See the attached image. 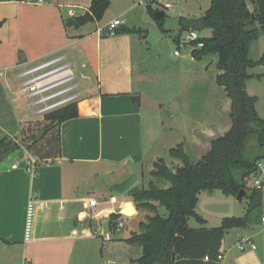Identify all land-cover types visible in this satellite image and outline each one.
I'll use <instances>...</instances> for the list:
<instances>
[{
    "label": "crops",
    "instance_id": "obj_1",
    "mask_svg": "<svg viewBox=\"0 0 264 264\" xmlns=\"http://www.w3.org/2000/svg\"><path fill=\"white\" fill-rule=\"evenodd\" d=\"M41 1L0 0V140L8 137L20 143L35 134L33 123L42 116L29 106L18 74L48 58L62 57L80 82L78 117L53 132L58 141L51 142L48 152L39 154L44 155L43 159L23 147L21 154L15 152L2 159L0 264H70L76 242L95 239L86 229L100 226L102 219L107 225L111 214L119 215V231L124 233L114 239L116 245L108 246L109 250L118 246L124 252L117 261H106L105 256L103 264H137L141 250L125 240L132 233H140L139 223H145L153 213L137 209L127 192L119 194L110 188L133 175L131 167L145 161L143 93L137 83L148 79L136 70L137 64L149 60L148 51L141 59L142 46L147 44L148 30L159 27L158 22H147L146 29L135 26L126 18L135 5H128L114 18L124 20L115 32L136 29L146 32L145 38L141 34L110 35L106 26L114 19L101 26L105 15L100 22L66 27L68 20L87 12L90 0ZM147 1L145 12L148 6L163 12L157 7L162 6L160 0ZM206 10L198 14L181 10L170 17L196 19ZM134 57H140L141 62L137 63ZM196 73L198 68L189 71L192 76ZM32 161L35 167L29 173L27 163ZM93 195L103 202L90 207L88 200H93ZM31 202L34 217L27 234V207ZM261 206L264 208V189ZM262 219L264 216L259 220L262 228L258 232L249 231L251 223L244 229H232L235 231L230 237L229 232L225 234L220 249L223 260L219 264H264ZM81 229L85 230L83 234ZM227 238L231 240L228 242ZM243 240L250 243L239 251L237 243Z\"/></svg>",
    "mask_w": 264,
    "mask_h": 264
},
{
    "label": "trees",
    "instance_id": "obj_2",
    "mask_svg": "<svg viewBox=\"0 0 264 264\" xmlns=\"http://www.w3.org/2000/svg\"><path fill=\"white\" fill-rule=\"evenodd\" d=\"M108 8L109 0H90L87 12L68 20L66 27L79 28L100 22ZM146 12L152 17L156 11L148 6ZM201 19L210 36L198 40L203 47L193 49L191 56L199 61L207 55H216L218 74L215 82L223 89L228 101V110L224 111L228 129L222 131L213 127V132L218 134L214 133L217 136L211 137L208 149L198 155L196 162L190 160L183 144H178L168 151L170 158L178 160L177 164L170 168L163 159H159L153 164L150 171L153 180L147 187H132L127 191L137 209L153 213L145 223H139L140 233H132L125 240L141 250L137 264H219L217 256L225 234L232 229L247 228L252 223L250 212L261 206V191L251 190L246 215L223 218L220 226L212 229L205 228V220L195 212L201 192L220 191L227 197H236L240 191L244 192L245 182L254 173L256 162L264 158V119L256 111L257 97L247 94L245 88L246 81L254 77L247 71L256 66L264 68V53L258 61L249 57L251 44L264 37V0H209ZM157 24L161 26V22ZM186 30L180 28L179 33ZM116 33L141 34L144 38L146 34L125 28ZM174 42L179 46V35ZM263 75L255 77L260 79ZM42 117L46 126L40 130L39 136L32 134L26 139L28 142L22 140L20 143L8 137L0 140L3 159L15 152L21 154L22 147L43 159L44 155L39 154L45 152L46 144L58 141L57 134L49 136L50 133L57 131L62 123L78 117V103ZM197 137L204 139L200 135ZM43 139V147L34 149ZM251 139H254V144L247 146ZM160 181L165 183V188L156 185ZM118 218L116 214L109 216L107 225L110 231L115 230ZM190 218L201 227L189 228ZM205 257L207 261H204Z\"/></svg>",
    "mask_w": 264,
    "mask_h": 264
},
{
    "label": "rangeland",
    "instance_id": "obj_3",
    "mask_svg": "<svg viewBox=\"0 0 264 264\" xmlns=\"http://www.w3.org/2000/svg\"><path fill=\"white\" fill-rule=\"evenodd\" d=\"M141 1L144 3H141ZM146 2L148 1L111 0L109 8L104 14V21L102 20L100 23L101 26L103 23L114 19L126 6L135 5L126 18L135 26L146 29L147 22L153 21L152 17L145 12L144 4ZM160 2L162 6L157 7L169 17L181 10L198 14L206 10L209 4V0H160ZM165 4H168L171 9H164ZM185 34L184 31L181 33L179 31L166 33L165 38L158 41L153 50L150 49L148 43H144L142 46L141 59L147 51L155 57L142 65L137 64L138 68L136 70L137 73H142L148 79L147 82L137 83L143 93V139L144 149L147 151L143 164H136L131 167L133 175L137 179L136 184L138 187L146 188L148 182L153 180L150 171L153 164L159 159H163L170 168L178 163V160L170 158L168 154L170 149L182 143L183 149L190 160L196 162L198 155L208 149L211 137L214 138L218 134V132H213V127L222 131L228 129V122L224 113L228 110V101L223 89L217 86L215 82V77L218 74L216 69L217 57L210 54L199 61L194 60L190 55L193 49L191 45H182L178 48V45L174 42L176 36L179 35L182 40L185 38ZM197 34L199 38H207L210 36V31L203 29ZM177 49L180 53L179 58L173 56V52ZM263 53L264 37H260L251 44L249 57L254 61H258ZM134 58L137 63L141 62L140 57L139 59ZM193 67L199 69V73L194 76L189 74ZM247 72L249 75H254V77L246 81V92L250 96L257 97L256 111L264 119V75L260 79L255 77V75L264 74V68L256 66ZM75 83L79 84L80 82L75 80ZM79 91L77 90L78 93ZM44 126H46V122H44L43 117H39L37 121L35 120L32 126L33 129H36L35 135L39 136L38 134ZM51 135H54V133ZM198 135L204 139L197 142ZM38 144L43 147L45 142ZM50 144L51 142L43 148L46 149V151L44 150L45 153L48 152L47 148ZM250 144H254V139L249 140L247 146ZM34 149H38V146L36 145ZM156 185L159 188H165V183L162 181L156 182ZM245 185L246 189L240 199L224 196L220 191H205L198 195L195 212L205 220V228H218L223 218H242L246 215L249 208L252 181L247 179ZM93 200L98 203L103 202L98 195H93ZM129 214H133V211ZM262 216H264L262 206L250 212L253 224L252 229L249 230L251 233L258 232L262 228L259 222ZM188 226L193 229L201 227L193 218L188 220ZM86 230L95 235V239L78 240L70 264H103L105 256V260H109V262L121 259L122 255L120 253H123L124 250L118 246L109 250L108 246L116 245L114 239L121 237L124 233L123 230L119 232L110 231L103 219L100 226L97 224L96 227L87 228ZM235 230L228 231V237ZM79 232L83 234L85 230L81 229ZM105 235L108 236L107 241L104 240ZM230 240V238H227L228 242ZM103 244L104 248L102 249Z\"/></svg>",
    "mask_w": 264,
    "mask_h": 264
},
{
    "label": "built area",
    "instance_id": "obj_4",
    "mask_svg": "<svg viewBox=\"0 0 264 264\" xmlns=\"http://www.w3.org/2000/svg\"><path fill=\"white\" fill-rule=\"evenodd\" d=\"M38 2H42L38 0ZM166 8H169L166 7ZM124 25V20L117 18L107 24L106 29L110 35H114L117 28ZM185 38H179V46L191 45L193 49H201L203 44L198 42L200 39L198 31L187 29L184 31ZM193 43H196L195 45ZM192 49V50H193ZM191 55V52H190ZM173 56L179 58L180 53L177 50L173 52ZM192 57V56H191ZM18 78L21 82L22 93L29 101V106L35 110L36 115L43 116L57 109H60L66 105L77 103L80 94L77 92L78 85L75 83V75L70 71L67 64L64 63L62 57H53L41 61L40 63L23 69ZM35 162L27 163V171L29 173L34 169ZM16 166H12L15 168ZM252 181V189L255 191H261L264 187V158L259 159L255 165L254 173L249 177ZM90 207H95L96 202L92 199L88 200ZM34 215V202L29 203L27 207V221H26V233H30L32 220ZM119 220V219H118ZM116 221L115 231H119L121 225ZM264 223V219L261 220ZM249 240H243L237 243L239 251L244 250V244H249ZM251 249H255L251 245ZM207 257L204 261H207ZM223 260L221 254L217 256V261L220 263ZM25 264V263H24Z\"/></svg>",
    "mask_w": 264,
    "mask_h": 264
},
{
    "label": "water",
    "instance_id": "obj_5",
    "mask_svg": "<svg viewBox=\"0 0 264 264\" xmlns=\"http://www.w3.org/2000/svg\"><path fill=\"white\" fill-rule=\"evenodd\" d=\"M152 19L155 22H161V26H153L147 32V43L151 50L154 49L155 45L158 41L164 39L165 33H173L179 31L180 28L191 29L195 31H202L204 29L203 21L201 18H192V19H181L179 16L167 17L161 11H156L152 15ZM153 54L150 55L149 60L153 58ZM3 157L0 155V163ZM136 177L134 175H130L124 181L114 184L110 191L115 193H125L129 189H131L136 184ZM243 195V191H240L236 196L237 199H240Z\"/></svg>",
    "mask_w": 264,
    "mask_h": 264
}]
</instances>
